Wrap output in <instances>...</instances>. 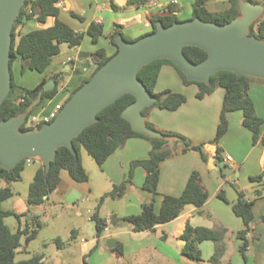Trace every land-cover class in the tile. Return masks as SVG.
<instances>
[{
    "label": "crops",
    "instance_id": "obj_1",
    "mask_svg": "<svg viewBox=\"0 0 264 264\" xmlns=\"http://www.w3.org/2000/svg\"><path fill=\"white\" fill-rule=\"evenodd\" d=\"M59 1H62V5H59V19L68 24L75 32L84 33L85 36L80 45L70 46L67 43L60 45V52L53 57L49 69L42 74L38 83L40 84L44 77H46V82L57 77L55 80L58 92L54 98L45 99L33 114L48 113L55 105L64 104L71 92L80 87L95 69L100 60V56L95 54L97 50L102 49L107 57L116 53L117 47L109 38V35L116 29H119L128 38L136 40L153 32L151 18L163 14V10L168 4H173L175 14L183 21L192 18L194 2V0H136L135 3H132L131 0ZM157 1H159L158 4H156ZM242 1H249L264 7V0H240V5ZM231 5L230 0H207L206 2V7L211 12L225 11ZM53 23V17H49L45 23H39L35 19L28 20L18 27L17 33L21 36L33 30L51 26ZM93 23L102 26L103 29V35L100 36L98 42H93L92 37L87 33ZM165 90L184 94L186 102L176 110L151 108L146 112V121L159 129L182 134L193 144L202 143L208 160L205 161L199 151H183V146L178 144L175 151L159 165L160 178L156 195L143 189L147 171L140 165L136 166L133 170L132 183L128 186L125 194L119 198L107 197L117 201H113L106 214L101 216L107 225L102 236L98 237L96 234L97 241L110 239V233H108L110 223L116 227L125 226L126 228H121L124 230H118L116 234H126L129 235V238L154 233L157 242L149 241L141 246L146 248L148 255L153 254L155 257H161L164 261H169L172 260V257L168 250L174 246L176 248L172 251H177L182 256L185 255L182 252L184 241L180 235L186 224L190 223L193 226H206L219 232L221 234L219 243L225 249L223 261L227 260L226 263L231 261L234 264L231 252L227 249L229 243L233 242V245L239 250L242 242L237 233L243 228V220L233 212L232 208L239 198V192H242L247 199L254 201L252 230L246 235L248 239L246 264L264 263V189L258 186L264 183L251 181L252 176L260 174L264 169V81L259 78L254 79L248 90L255 111L263 120L260 139L256 143L253 142L251 130L243 124L244 113L242 110L228 113V130L218 143L214 142L225 95L224 87L218 86L214 91L205 94L203 98H198V85L186 83L178 70L172 64L165 62L160 67L154 91L160 93ZM151 149L152 142L150 140L133 137L126 142L125 146L116 150L101 167L107 186L110 187L108 189L123 182L130 173L131 163L146 159ZM227 155H231L232 159L227 160ZM210 158H212L211 162H209ZM37 160L41 165L42 161ZM222 162L230 167L231 174H227L218 166V168L215 167ZM195 171L199 173L200 183L209 194L205 204L200 207L187 205L177 218L159 224L152 230L135 231L131 224L128 226L122 223L126 222L124 217L139 214L143 203L146 202L154 201L155 210L159 212L164 196H180L191 174ZM60 176V184L49 195L45 207L64 205L65 203L73 204L76 201H89V193L93 191L90 175L86 182L75 181L67 170H62ZM132 188L140 189V195H135ZM257 191H261V196L255 197ZM221 193L226 197V201L219 196ZM9 210L24 214L22 216L23 226L31 220L32 215L37 213L36 207L30 208L27 201L24 200L17 202L15 207ZM170 230L174 231V236L178 239L174 246L168 241ZM72 235L75 238L79 236V230L74 228ZM119 241H116V245L122 242V247H124L125 243ZM204 242L200 243V247ZM215 243L214 245L217 246ZM133 245L137 246L138 242ZM64 246L65 243L62 241L60 247ZM81 246L84 247L83 243ZM161 247L166 250L164 251ZM149 248H152L153 251L149 252ZM242 264H245V261Z\"/></svg>",
    "mask_w": 264,
    "mask_h": 264
},
{
    "label": "trees",
    "instance_id": "obj_2",
    "mask_svg": "<svg viewBox=\"0 0 264 264\" xmlns=\"http://www.w3.org/2000/svg\"><path fill=\"white\" fill-rule=\"evenodd\" d=\"M230 1L232 5L229 9L222 12H211L206 7L207 0H194L191 19L200 17L205 21H215L218 23L229 22L241 14L240 0ZM58 2L59 0L25 1L12 29L11 73L12 64L17 59L29 62L27 65L22 63L23 71L25 69H30L45 73L52 63L53 57L60 52V45L62 43H67L70 46H76L82 43L85 36L84 33L75 32L68 24L59 19L60 6ZM131 2L135 3L136 0H131ZM172 5L171 3L168 4L165 10H163V14L151 18L154 27L153 31L156 30V23L158 21L162 22L165 26H170L175 22L181 21L175 14V9ZM49 17L54 18V23L51 26L36 29L21 36L17 33L18 27L26 21L35 19L39 23H45ZM87 33L92 37L93 42H98L100 36L103 35L102 26L93 23ZM250 34L264 40V17L262 15L252 23ZM117 36H122L127 40H133L125 36L119 29H116L109 35V38L117 47V51L119 49L116 42ZM183 52L194 63L203 61L208 55L205 50L196 46H185ZM95 54L100 56V60L82 85L89 81L96 71L110 59V57L104 55L102 49L97 50ZM165 62L172 64L186 83H196L198 85V98H203L205 94L214 91L218 86L225 88V95L214 142L218 143L226 134L229 124L228 113L235 110L243 111V124L253 133V142L256 143L260 139L263 120L257 115L254 104L248 94L251 82L258 78L248 75H238L234 71H218L211 75L209 83H205L203 81L189 80L186 74L169 59H158L145 65L139 71L138 76L156 97V101L152 105L144 108L143 114L145 116L146 112L151 108L157 107L166 110H176L186 102V96L184 94L170 90H165L160 93L154 91L160 67ZM54 78L57 79V77ZM259 79L264 81V79ZM45 83L46 77H44L40 84L33 88L21 87L16 83L12 73V88L7 98L0 105V121L17 117L28 112L26 120L20 126V130L25 132L35 129V127L28 122L30 116L45 99L54 98L58 92L57 85L52 90L45 91ZM80 87L73 90L68 99H70ZM40 93H42L41 99L30 108L38 99ZM135 99L136 97L133 94L126 93L115 102L103 108L98 113L97 120L73 139L76 153H73L66 146L58 148L56 158L52 161L48 172H46L45 165L41 162V166L37 169L29 185L26 201L30 208L39 206L45 207L49 195L56 190L60 184V174L62 170H67L75 181L86 182L89 180V174L81 158L82 148H85L96 162L102 166L116 150L125 146L130 138L143 137L150 140L152 142V149L149 156L146 159L133 161L131 163V170L139 165L145 168L147 174L143 183V189L152 192L154 195L158 193L157 188L160 178L159 165L175 151L178 144L183 146V151H199L202 158L205 161L208 160L203 149V144H193L190 139L182 134L172 131L157 130V128L148 121H146L147 126L161 132L164 137H152L135 131L130 122L122 116L123 110L135 101ZM42 126L43 124L39 125L37 129ZM172 139L173 142L171 143ZM26 164L27 159H23L12 169H6L0 166V264H45L42 254L34 255L25 260H16L17 250L22 246V236L26 235V243H29L38 235L40 229L43 227L44 224L41 220V214L36 213L32 215L31 220L27 221L26 225L24 224L23 226L22 216L24 214L5 210L2 207V203L15 194L12 189V184L22 178V173L25 170ZM131 170L128 177L123 182L115 184L111 191L105 193L101 197L100 205L107 197L117 198L125 194L128 186L132 183ZM251 181L255 183H264V169L260 174L252 176ZM261 194V191H257L255 197L261 196ZM219 196L225 201L227 200L222 193ZM208 198V192L200 183L199 173L195 171L191 174L180 196H164L162 207L159 212L155 210L154 201L146 202L143 203L142 210L139 214L128 215L123 219L129 222L135 231L152 230L159 224L177 218L182 213L185 206L193 205L200 207L206 203ZM253 203V200L247 199L242 192H239L238 200L232 205L233 212L243 220V228L238 231L237 236L242 241L239 246V252L245 264L248 259V239L246 235L252 230L254 218ZM8 216H15L18 220V228L15 231L6 224L5 219ZM92 220H94L96 224L97 236H102L107 224L105 219L99 215L98 210L92 216ZM180 238L184 241L182 249L183 254L192 259L203 260L199 245L206 240L217 243V250L211 260L218 258L225 250L223 245L219 243L221 234L206 226H193L187 223ZM56 240L60 246L62 240L60 238ZM113 250L122 252V244L118 243ZM83 263L88 264L85 258Z\"/></svg>",
    "mask_w": 264,
    "mask_h": 264
},
{
    "label": "water",
    "instance_id": "obj_3",
    "mask_svg": "<svg viewBox=\"0 0 264 264\" xmlns=\"http://www.w3.org/2000/svg\"><path fill=\"white\" fill-rule=\"evenodd\" d=\"M25 1L0 0V105L12 88V29ZM240 10L238 17L226 23L205 21L200 17L170 26L158 21L156 30L136 40L117 36L118 51L76 90L52 122L23 132L20 126L28 112L0 121V166L12 169L23 159L33 158L41 160L48 172L58 148L66 146L76 153L73 139L97 120L103 108L126 93L136 97L122 112L132 128L152 137H164L146 124L143 110L152 105L156 97L138 76L145 65L158 59L173 61L189 80L209 83L211 75L222 70L264 79V40L250 34L252 23L262 15L264 7L242 1ZM185 46L200 47L208 55L194 63L184 54ZM28 63L24 60V64ZM55 86L56 80L50 79L44 90ZM41 97L42 93L30 108ZM217 166L231 174L225 162ZM107 244L113 248L116 241L110 238Z\"/></svg>",
    "mask_w": 264,
    "mask_h": 264
},
{
    "label": "rangeland",
    "instance_id": "obj_4",
    "mask_svg": "<svg viewBox=\"0 0 264 264\" xmlns=\"http://www.w3.org/2000/svg\"><path fill=\"white\" fill-rule=\"evenodd\" d=\"M262 16L264 17V12ZM22 63H24V61L20 59L13 62L12 73L14 79L21 87L33 88L39 83L44 73L30 69H25L23 71ZM157 130L167 131L159 128H157ZM81 158L84 167L90 175V183L93 186V191L89 193V201H76L73 204L65 203L64 205L36 207V212L41 214V220L44 225L40 229L38 235L29 243H26V235L22 236V246L17 250L16 254L17 261L42 254L45 264H84V257L88 264H232L231 261L228 263H226L227 260L223 261V259H225L223 258L224 254H220L218 258L211 260L217 250V247L214 245L215 242L211 240L204 242L201 247L199 245L200 249H202L203 260L192 259L187 255H179L177 251H172V249L175 250L176 247L174 245L177 244L178 240L174 236V231L172 230L169 231L170 235L168 241L174 247L168 250L172 257V260L169 261H164L161 257H155L153 254L148 255L146 248L141 246L149 241L157 242L156 234L154 233L147 236L138 235L137 238H129V235L126 234H116L118 230H124L121 228H126L125 226L116 227L110 223L108 227V233H110L109 238L115 241L120 240L119 242L123 241L125 243L123 245L124 247H122V252L109 249L107 244L108 240L99 239L97 241L96 224L95 221L92 220V216L97 210L100 216H104L111 207V203L117 200L107 198L100 205L101 197L113 188L111 187V189H108L110 187L107 186V181L102 172V166L96 162L85 148H82ZM40 166V161L37 159H33L30 163L26 164L22 178L12 184V189L15 194L2 203L3 209H13L17 202L27 200L29 185L33 180V174ZM134 168L131 170L132 175ZM258 186L264 189V184ZM132 189L135 195H140V189ZM5 220L6 224L13 231L18 228V220L15 216H8ZM122 223L128 226L130 225L127 221ZM74 228H77L80 232V235L76 238L72 235V230ZM58 238L65 243L64 247L59 246L56 240ZM135 242H138L137 246L133 245ZM81 243H83L84 247L81 246ZM162 246L164 245L162 244ZM162 249L164 251L166 250L165 248ZM150 251H153V249L149 248V252ZM227 251L231 252L234 264L243 263V257L238 248L233 245V242L229 243Z\"/></svg>",
    "mask_w": 264,
    "mask_h": 264
},
{
    "label": "built area",
    "instance_id": "obj_5",
    "mask_svg": "<svg viewBox=\"0 0 264 264\" xmlns=\"http://www.w3.org/2000/svg\"><path fill=\"white\" fill-rule=\"evenodd\" d=\"M175 2V1H174ZM159 1L156 2L158 4ZM59 5H62V1L58 2ZM63 104H57L55 107L48 113H38V114H32L29 118V124L32 125L33 127L37 128L39 125H44L47 123L52 122L56 116L58 115L59 111L62 109ZM227 160H231L232 156L227 155L226 156ZM33 158H27V163H30Z\"/></svg>",
    "mask_w": 264,
    "mask_h": 264
}]
</instances>
